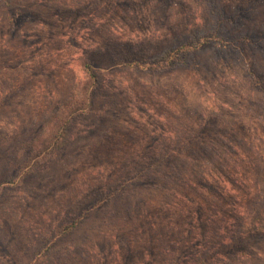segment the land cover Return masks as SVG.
Wrapping results in <instances>:
<instances>
[{
  "label": "rangeland",
  "instance_id": "rangeland-1",
  "mask_svg": "<svg viewBox=\"0 0 264 264\" xmlns=\"http://www.w3.org/2000/svg\"><path fill=\"white\" fill-rule=\"evenodd\" d=\"M261 178L264 0H0V264H264L221 241Z\"/></svg>",
  "mask_w": 264,
  "mask_h": 264
},
{
  "label": "trees",
  "instance_id": "trees-1",
  "mask_svg": "<svg viewBox=\"0 0 264 264\" xmlns=\"http://www.w3.org/2000/svg\"><path fill=\"white\" fill-rule=\"evenodd\" d=\"M220 17L225 18L222 15V13H220ZM225 22L226 20L224 21V23ZM222 28L224 27L222 26ZM212 37H214V35H212ZM199 39H200L199 41L197 42L194 41L191 44L189 43L182 44L178 46L176 49H174L173 51L166 50L162 52L159 56L158 64L152 66L151 68L157 70L158 65L164 64V66H166L165 62L167 63L172 62L173 66L175 65L177 66L178 64L183 63V60L187 54H190L193 51H197L202 45H205L210 40V38L208 39V37H203L202 39L201 37H199ZM137 67H142V66L139 65ZM90 77L94 83L98 81V78H96L94 75L91 74ZM92 106L93 105L91 102V96L88 95V98H86L85 102H83V106L76 107L73 114L80 113V112L85 113L83 111L91 110ZM70 124H71V119L66 118L61 121H58L57 128H56L57 134L54 137H52L50 141V149H51L50 154L55 153L62 147L65 137L68 133ZM231 151L237 154L234 148ZM209 165L214 166V168L218 167L212 162H209ZM162 166H163V159H159L156 162L149 163L144 173H147V174L157 173V175H160V170ZM205 166H201L199 168V172L197 173V175L200 177L199 178L200 180L202 181L205 180V182L206 181L208 182V179L205 177V175L209 173L210 166L207 167L206 169H205ZM220 168H218V170H224V169L226 170L227 167L224 168L223 166H220ZM185 172L186 171L184 170V167L181 165L180 168L178 169L177 174L179 173L185 174ZM182 178L183 177L180 176L178 180ZM226 179H227L226 180L227 184L233 182L231 184L240 186V183H241V186L245 187L246 189L250 191L251 187H249L248 182L246 181L243 182L239 179L232 180L230 177H226ZM183 182L186 185L191 184L190 182L188 183V181L185 180V178H183ZM256 193H258L257 200H255L250 205L251 207L246 208L245 205H238V204L235 205L236 208L234 209V216H233L234 220L233 221L228 220L227 224L228 225H230L231 223L234 224L237 221V225L239 226V229H238L239 233L236 232L237 230H235V228L227 226L230 229V233L232 234H230V236L227 235L225 239L221 240L222 243L226 245V247H231L233 244L237 243L239 240H241L244 237L250 238L256 234H260L264 236V178H261L260 181L258 182L256 186ZM74 229H75V226L72 225L71 227L65 228L62 231H60L59 235L66 236L69 233H71ZM220 231L221 229H219V234H220ZM219 243L220 242L216 241V244L212 249L216 250L217 252H220V250L217 247V244ZM210 252L211 251L209 250L205 251L204 253L200 252L199 255L196 256L195 259L189 264H208V257L210 256Z\"/></svg>",
  "mask_w": 264,
  "mask_h": 264
}]
</instances>
